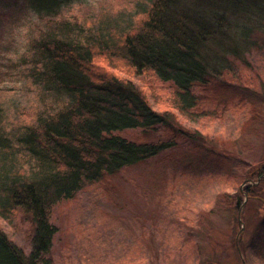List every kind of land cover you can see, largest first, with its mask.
I'll list each match as a JSON object with an SVG mask.
<instances>
[{"label":"trees","instance_id":"trees-1","mask_svg":"<svg viewBox=\"0 0 264 264\" xmlns=\"http://www.w3.org/2000/svg\"><path fill=\"white\" fill-rule=\"evenodd\" d=\"M24 1L41 15L71 2ZM10 2L0 0V5ZM135 14L124 28L59 19L34 42L35 75L66 94L68 103L41 113L11 136L0 130V264H55V207L85 183L101 182L158 156L160 170L153 177L164 184L153 190L159 199L170 179L236 176V165L242 174L237 191L219 193L218 201L227 203L236 194L244 205L243 221L248 210L264 208V159L233 161L232 141L217 148L192 142L193 148L185 149L195 133L175 111L195 116L201 101L213 99L209 109L221 118L234 97L242 98L251 114L241 131L260 134L264 74L250 69L244 51L252 33L264 30V0H145ZM154 84L171 85L173 106L153 107L148 91ZM240 87H248L251 95L240 94ZM129 129L141 134H128ZM160 129L167 135L162 137ZM18 219L31 223L29 249L4 228ZM258 230H264V219ZM242 237L243 231L236 240L243 251Z\"/></svg>","mask_w":264,"mask_h":264},{"label":"rangeland","instance_id":"rangeland-1","mask_svg":"<svg viewBox=\"0 0 264 264\" xmlns=\"http://www.w3.org/2000/svg\"><path fill=\"white\" fill-rule=\"evenodd\" d=\"M144 2L71 0L60 6L57 13L44 15L24 0H11L9 6L1 4L0 130L11 136L19 126L31 123L41 113L68 103L66 94L47 86L35 75L38 55L34 42L43 30L59 19L85 26L124 28L134 20ZM251 40L245 57L252 65L250 69L264 74V30L252 33ZM248 86L255 88L251 81ZM239 90L246 97L251 95L248 87ZM148 93L155 108L174 105L170 84H154ZM214 103L213 99L201 101L195 116H183L174 107L183 126L195 133V139L181 145L193 148L191 143L195 142L217 148L220 143L232 141L231 148L236 151L233 161L244 159L252 163L264 159V123L260 134L241 131L243 120L251 114L245 105L249 102L234 97L221 110V118L209 109ZM166 131L160 129L162 137L167 135ZM127 133L139 136L141 131L129 129ZM179 146L177 143L167 152ZM19 157L26 161L29 158ZM161 157L101 182L85 183L72 199L55 207V264H264V230H258L264 208L260 212L248 210L243 221L242 203L236 194L227 203L218 201L219 193L237 191L240 167L233 166L236 176L229 173L200 179L180 175L169 180L164 199H159L153 188L164 181L157 178V184L153 174L160 170ZM15 222L6 223L4 228L18 244L29 249L30 221ZM237 222H241L242 228ZM242 231L243 251L236 240Z\"/></svg>","mask_w":264,"mask_h":264},{"label":"water","instance_id":"water-1","mask_svg":"<svg viewBox=\"0 0 264 264\" xmlns=\"http://www.w3.org/2000/svg\"><path fill=\"white\" fill-rule=\"evenodd\" d=\"M243 187V186H242ZM243 207V206H242ZM242 209V208H241ZM241 214V213H240ZM240 220H241V218H240Z\"/></svg>","mask_w":264,"mask_h":264}]
</instances>
